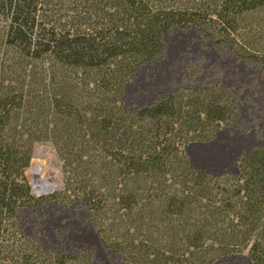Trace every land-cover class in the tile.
<instances>
[{"label": "trees", "instance_id": "obj_1", "mask_svg": "<svg viewBox=\"0 0 264 264\" xmlns=\"http://www.w3.org/2000/svg\"><path fill=\"white\" fill-rule=\"evenodd\" d=\"M196 28L220 53L264 66V0H0V264H90L23 235L44 205L88 212L120 264H264V147L236 175L185 154L236 128V97L195 80L136 111L121 102L171 29ZM48 142L61 187L36 197L25 175Z\"/></svg>", "mask_w": 264, "mask_h": 264}, {"label": "rangeland", "instance_id": "obj_2", "mask_svg": "<svg viewBox=\"0 0 264 264\" xmlns=\"http://www.w3.org/2000/svg\"><path fill=\"white\" fill-rule=\"evenodd\" d=\"M164 52L139 67L124 89L122 104L131 111L153 105L161 96L195 80L218 83L237 100L236 128L221 129L209 143H193L185 148L190 165L211 176L236 175L237 160L248 151L264 147V66L245 64L226 53L217 52L194 27L173 28L163 36ZM196 149V155L193 149ZM41 163L43 178L61 187V163L50 143L36 144L25 175ZM23 235L37 241L54 255L89 252L90 264H120L116 254L103 248L88 212L78 206L44 205L18 215ZM217 264H246L244 255L222 259Z\"/></svg>", "mask_w": 264, "mask_h": 264}, {"label": "water", "instance_id": "obj_3", "mask_svg": "<svg viewBox=\"0 0 264 264\" xmlns=\"http://www.w3.org/2000/svg\"><path fill=\"white\" fill-rule=\"evenodd\" d=\"M42 169L38 168L39 173ZM45 186L42 187L38 182L32 179L31 190L36 197L45 196L54 192V184L49 180L45 179Z\"/></svg>", "mask_w": 264, "mask_h": 264}, {"label": "bare ground", "instance_id": "obj_4", "mask_svg": "<svg viewBox=\"0 0 264 264\" xmlns=\"http://www.w3.org/2000/svg\"><path fill=\"white\" fill-rule=\"evenodd\" d=\"M42 164L39 162H34L30 171L31 178L38 182L42 187L45 186V178H43L42 170L38 173V168L42 169Z\"/></svg>", "mask_w": 264, "mask_h": 264}, {"label": "crops", "instance_id": "obj_5", "mask_svg": "<svg viewBox=\"0 0 264 264\" xmlns=\"http://www.w3.org/2000/svg\"><path fill=\"white\" fill-rule=\"evenodd\" d=\"M196 152H197V150L194 148V149H193V154H194L195 156H198V155H196Z\"/></svg>", "mask_w": 264, "mask_h": 264}]
</instances>
